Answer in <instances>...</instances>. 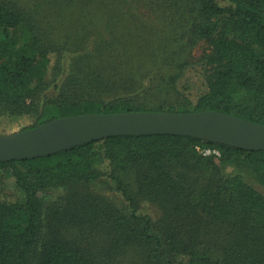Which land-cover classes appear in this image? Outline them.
Instances as JSON below:
<instances>
[{"label":"trees","instance_id":"16d2710c","mask_svg":"<svg viewBox=\"0 0 264 264\" xmlns=\"http://www.w3.org/2000/svg\"><path fill=\"white\" fill-rule=\"evenodd\" d=\"M86 1L43 0L34 10L25 11L17 3L0 0V117L6 122L0 134L33 129L65 116L165 111L136 107L121 98L95 99L100 88L116 85L88 66L73 76L65 73L67 79L61 74L57 80L63 86L62 95L53 101L58 113L43 119L35 101L46 90L50 68L65 70L63 59L68 52L64 43L53 38L50 12L85 7ZM111 1L101 0L99 9L108 8L106 14H111ZM170 3L163 0L162 6L170 7ZM178 6L185 20L177 29L185 53L191 55L201 41L208 45L199 59L182 61L170 82L181 93L189 77L197 74L208 88L193 110L181 112L221 111L264 124V0H181ZM21 118L25 123L14 129ZM197 146L217 149L220 155H205ZM220 164L249 170L264 188V150L182 135L111 136L49 156L0 161V264H112L111 256L122 242L143 246L150 258L163 264H264V195L246 175H224ZM124 166L135 169L138 194L155 201L156 189L161 191L172 206V211L164 208L165 213H178L184 205L191 212L200 208L222 220L227 234L215 244L221 248V257L200 254L201 243L192 249L187 243L183 246L179 237L155 233L152 219L140 211L138 194H130L118 176ZM8 177L23 192V202L5 192ZM105 178L117 183L127 209L84 195L74 200L76 208L57 204L47 218L48 239L38 248L45 224L44 192L55 185ZM173 222L175 229L184 224ZM83 242L101 245L103 258L93 255Z\"/></svg>","mask_w":264,"mask_h":264},{"label":"rangeland","instance_id":"374dc122","mask_svg":"<svg viewBox=\"0 0 264 264\" xmlns=\"http://www.w3.org/2000/svg\"><path fill=\"white\" fill-rule=\"evenodd\" d=\"M5 1L17 3L25 11H32L35 4L43 0ZM86 2L88 4L85 7H65L59 9L61 11L50 12L51 22L55 25L53 38L59 44L64 43L68 52L63 59L65 70L60 67L50 68L46 90L35 101L43 119L54 117L58 113L53 101L62 95L63 86L60 87L57 80L62 79L61 74L67 79V75H76L88 66L94 71H102L106 77L112 78V83L116 85L112 88H100L99 94L94 96L97 100L113 101L121 98L133 106L145 109L162 108L175 112L193 110L199 97L208 90L202 75L195 74L189 77L187 86L180 91L181 93L173 90L170 82L177 74L182 61L191 57L199 59L208 50V45L201 41L193 48L191 55L185 53L183 40L177 32L179 25L185 21L177 10L181 0H171L170 7L165 5L163 7V0H155L157 6L152 5L150 0H112L109 3L112 5L111 14H106L108 8L99 9L101 0ZM78 13L84 16H78ZM23 120L19 119L12 127L19 129L25 123ZM5 124V119L0 117V127ZM220 168L226 176L236 173L246 175L248 181L264 195V188L251 178L249 170L232 164H220ZM194 174L192 171L189 181H192ZM118 176L127 191L137 196L135 169L124 166L118 170ZM156 190L155 201L146 199L144 194H138L140 211L152 219L153 231L164 237H179L183 246L187 243L192 249L201 243L197 249L200 254L220 258L221 248L215 244L225 239L226 224L214 215L201 211L200 208L191 212L188 208L184 209V205H181L178 213H165L164 208L169 207L172 211V206L163 199L161 191ZM5 192L18 201L23 202L25 199L23 192L11 177L5 181ZM44 193L45 224L42 227L38 248L48 239L47 218L56 211L57 204L76 208L75 199L78 195H84L89 199L98 198L122 211L127 209L126 199L119 186L109 178L95 182L74 181L64 186L55 185ZM173 220L184 224L181 228L175 229ZM83 243L93 255L103 258L101 245ZM142 247L138 244L120 243L118 250L111 256V263L163 264L157 259L150 258Z\"/></svg>","mask_w":264,"mask_h":264},{"label":"water","instance_id":"95a60500","mask_svg":"<svg viewBox=\"0 0 264 264\" xmlns=\"http://www.w3.org/2000/svg\"><path fill=\"white\" fill-rule=\"evenodd\" d=\"M171 134L264 150V124L221 111H130L56 118L12 134H0V161L49 156L111 136Z\"/></svg>","mask_w":264,"mask_h":264},{"label":"built area","instance_id":"2783aa9c","mask_svg":"<svg viewBox=\"0 0 264 264\" xmlns=\"http://www.w3.org/2000/svg\"><path fill=\"white\" fill-rule=\"evenodd\" d=\"M196 148H197V150L201 151L205 155H209V154H215L217 156L220 155V153L217 149L201 148L200 146H197Z\"/></svg>","mask_w":264,"mask_h":264}]
</instances>
